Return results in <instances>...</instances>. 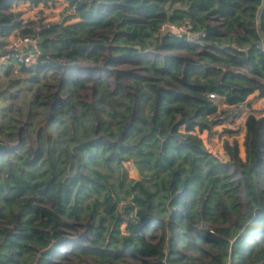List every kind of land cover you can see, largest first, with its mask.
Instances as JSON below:
<instances>
[{
    "label": "trees",
    "instance_id": "16d2710c",
    "mask_svg": "<svg viewBox=\"0 0 264 264\" xmlns=\"http://www.w3.org/2000/svg\"><path fill=\"white\" fill-rule=\"evenodd\" d=\"M16 1L0 0V57L7 56L9 61L5 72L13 63L24 69L15 57L18 52L6 50L5 37L19 28L17 14L11 10ZM64 1L77 20L54 25L42 34L33 65L36 73L61 67L58 59L71 70L81 68V61L97 63L101 51L109 54L102 56L99 67L159 49L181 48L189 57L141 60L154 77L141 78L151 92V110L139 117L128 102L113 129L103 123L89 125L74 112L72 101L58 95L42 103L49 108L46 134L40 135L36 145L23 138L13 151L0 155V264H28L38 253V264H51L64 239L61 226H70L66 219H79L82 194L89 192L95 199L87 209L98 216L91 214L93 221L87 224L92 237L79 234L78 238L96 249L107 216L115 227L124 224L127 234L120 244H116L117 230L107 244L113 259L134 252L157 259L146 264H185L178 242L187 248L200 241L218 249L213 264H264V119L253 115L246 119L244 162L238 159L236 146L228 149L237 171L232 176L229 164L213 158L192 133L195 126L205 129V117L217 110L208 94L228 106L243 103L255 91L264 97V0ZM165 25L187 29L177 36L163 32ZM49 33L54 37H47ZM192 41L202 42L203 48L197 50ZM235 67L249 70L240 73L232 70ZM211 70L215 74L208 78ZM198 76L205 82L200 84ZM85 82L69 72L62 87L75 95ZM128 161L141 178L125 186L122 171ZM100 165L109 171L112 165L118 168L116 187L109 182V174L97 168ZM234 176L236 182L231 183ZM198 187V201L206 215L210 203L219 207L218 188L230 198L236 220L233 228L218 230L222 237L191 224L198 221L192 208ZM117 189L130 197L123 213H116L121 199Z\"/></svg>",
    "mask_w": 264,
    "mask_h": 264
},
{
    "label": "rangeland",
    "instance_id": "374dc122",
    "mask_svg": "<svg viewBox=\"0 0 264 264\" xmlns=\"http://www.w3.org/2000/svg\"><path fill=\"white\" fill-rule=\"evenodd\" d=\"M11 10L17 14L16 21L19 28L16 32L5 37L7 41L6 50L15 51L14 43L20 38L28 37L31 44L18 48L19 57L28 58V63L22 65L13 63L12 67L5 72L7 61L6 57H0V141L11 146H18L23 138H26L27 144L36 145L39 142L40 135L46 134V114L49 108L42 103L49 102L53 95H58L64 101H72L74 104V112L77 115L87 119L89 125L98 126L101 123L109 125L111 129L116 126L118 120L122 118L121 112H125L126 104L132 103L137 116H148L152 101L151 92L145 86V82L141 78H154L146 70L144 60L148 59L152 62L155 60H163L165 56H175L187 58L188 54L181 48L176 49H159L158 51L144 53L129 59L126 62L99 67L102 56L108 55V51H101L100 58L97 63L92 61H81L80 67L71 70L64 64L63 59L61 67H46L41 72L36 73L34 63L39 53L38 41L42 34L54 25L75 22L77 19L73 17V8L69 7L64 0H18L11 4ZM213 22V21H212ZM215 23V22H213ZM170 29V28H169ZM28 30L29 33H22ZM175 32L174 29H170ZM167 31L166 28L163 30ZM176 33V32H175ZM47 37H54V33H49ZM197 50L203 48V43H193ZM51 53V52H50ZM11 57V55H9ZM143 60V61H141ZM90 68H95L90 71ZM226 69V67H223ZM240 73H247L249 67H235ZM74 72L86 79L82 89H78L75 95L70 90L63 89V79L65 74ZM214 70L208 72V78L213 77ZM200 84L205 82L204 77L198 76ZM163 85L162 82L158 83ZM166 86V85H165ZM106 88V89H104ZM148 94V98L144 95ZM204 95V93H201ZM77 101L86 104L82 107ZM217 110L212 115H207L203 124L206 128L200 130L198 126L193 129V134L201 141L202 148L208 152L213 158H217L222 164H229V175H236L237 171L233 167L234 160L229 154V148L236 146L237 157L241 162L245 160L244 140L246 135L245 122L249 115L255 118L264 119V97H261L259 91L247 96L245 101L236 106H228L221 98L213 101ZM130 118L129 115H127ZM78 128V127H77ZM180 131L184 130V126L179 127ZM5 134H9L6 138ZM112 170H107L103 165L97 168L109 174V182L115 187L117 186L120 176L117 167L112 165ZM95 167V166H94ZM123 174L125 176V186L131 180H139L141 178L137 168L132 161L123 163ZM144 173H149L147 169H143ZM237 176L231 179L236 182ZM220 198L218 200L219 207L215 208L214 203H210L209 215L204 213L203 204L198 201L201 188H197L194 193L193 209L197 211L198 221L192 222V226L198 230H206L214 233L218 237L222 234L218 231L224 228H233L236 214L229 207L230 198L222 189L218 188ZM120 202L117 206L116 213H123V206L130 203V197L125 195L123 190L117 189ZM242 199V195H240ZM95 194L89 192L82 194L81 210L79 211V219L77 221L66 219L70 226H61L64 239L58 244L59 248L51 259V264H146V262L156 263L157 259L152 257H144L134 252L122 254L118 259H113L110 253L113 249L108 247L111 241L112 233L117 230L116 244H120V238L125 236V225L121 224L115 227V222L108 216L104 222L105 230L102 231L99 238V245L96 249H92L87 241L78 238L79 234H86L87 238L92 235L87 227L88 222L92 223V210L87 209L91 206ZM242 202V201H241ZM244 210L241 203L240 212ZM98 213H102L101 207H98ZM98 215L95 213L94 218ZM77 240V241H75ZM82 247H79L78 245ZM85 249L84 253L81 249ZM178 249L185 255V264H213L218 249L210 243L195 241L193 247H184L178 242ZM115 254V253H114ZM28 255L24 254V258ZM40 253L33 260H29L28 264L33 261L38 264Z\"/></svg>",
    "mask_w": 264,
    "mask_h": 264
},
{
    "label": "built area",
    "instance_id": "2783aa9c",
    "mask_svg": "<svg viewBox=\"0 0 264 264\" xmlns=\"http://www.w3.org/2000/svg\"><path fill=\"white\" fill-rule=\"evenodd\" d=\"M165 28H166V30H168V31H171L170 29H174L176 33H175V32H172V31H171V32H172V34H175V35H177V36H179L181 33H184V32L186 31V29H187V27H180V28H177V27H175V26H173V25H165V26L162 28V31H163ZM169 28H170V29H169ZM193 43H201V42H200V41H192L191 44H193ZM30 44H31V42H30V40H29L28 37L20 38L19 40H17L16 43H14L15 52H18V51H16L18 48H20V47H22V46L30 45ZM193 46H194V45H193ZM15 57L17 58V60H18L19 63H21V64H23V63H28V64H29L28 58H22V57H19V54H18V53L15 55ZM207 97H208V99H209L210 101H212V102H213L215 99L218 98V96H216L215 94H208Z\"/></svg>",
    "mask_w": 264,
    "mask_h": 264
},
{
    "label": "water",
    "instance_id": "95a60500",
    "mask_svg": "<svg viewBox=\"0 0 264 264\" xmlns=\"http://www.w3.org/2000/svg\"><path fill=\"white\" fill-rule=\"evenodd\" d=\"M15 148H16V146H11V145H8L6 143L0 142V155L7 154V153L13 151Z\"/></svg>",
    "mask_w": 264,
    "mask_h": 264
},
{
    "label": "crops",
    "instance_id": "0c3cea01",
    "mask_svg": "<svg viewBox=\"0 0 264 264\" xmlns=\"http://www.w3.org/2000/svg\"><path fill=\"white\" fill-rule=\"evenodd\" d=\"M253 93H254V92H253ZM253 93H252V94H253ZM250 95H251V94H250ZM248 96H249V95H248Z\"/></svg>",
    "mask_w": 264,
    "mask_h": 264
}]
</instances>
